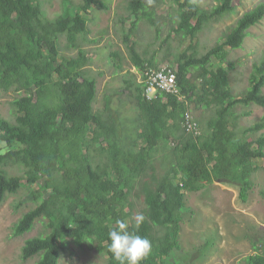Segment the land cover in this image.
I'll return each mask as SVG.
<instances>
[{
  "label": "trees",
  "instance_id": "obj_1",
  "mask_svg": "<svg viewBox=\"0 0 264 264\" xmlns=\"http://www.w3.org/2000/svg\"><path fill=\"white\" fill-rule=\"evenodd\" d=\"M64 1V9L51 15L41 0H0V91L19 93L12 102L15 120L0 113V140L10 148L0 153V205L27 184L39 187L35 205L13 227L18 236L44 225V232L23 246L25 261L37 257L36 264H62L66 250L75 256L77 247L90 242L109 256V264H118L108 250V233L123 221L129 231L151 241L141 264H172L170 258L181 249L187 192L216 181L231 183L240 186L246 201L258 170L252 160L264 158V116L246 128L251 139L243 140L235 128L238 114L250 115L253 105L264 107V54L253 62L249 86L239 93H234L233 73L241 61L231 59L232 50L244 47L250 28L264 19V0L203 52L201 38L213 23L236 13V0H216L212 7L174 0L177 15L168 37L174 32L179 43L190 40L168 64L180 92L159 91L151 99L145 69L159 66L147 49L142 55L130 41L140 21L160 32L157 8L165 0H128L126 19H134L124 41L142 74L140 81L132 71L123 77L119 93L129 92L127 107L136 116L131 144L121 135L112 98L96 109L98 83L88 72L91 58L83 47L91 33L83 12L107 3ZM207 109L213 115L206 120ZM187 114L199 123L200 134L188 131ZM18 144L22 147L13 149ZM162 147H169V168L143 180L146 207L137 227L132 196ZM246 262L264 264V249Z\"/></svg>",
  "mask_w": 264,
  "mask_h": 264
},
{
  "label": "rangeland",
  "instance_id": "obj_2",
  "mask_svg": "<svg viewBox=\"0 0 264 264\" xmlns=\"http://www.w3.org/2000/svg\"><path fill=\"white\" fill-rule=\"evenodd\" d=\"M41 1L43 9L51 15L64 9V0ZM196 1L204 7H212L216 3V0ZM260 1L262 0H236V13L213 23L201 38L202 52L221 38L246 10ZM105 2L106 7L95 6L90 12H83L91 30L87 40L83 41V47L89 50L91 58L88 72L96 77L98 83L96 109L104 108L106 98H112L114 108L119 111L115 116L122 126L121 135L131 144L136 139V116L132 107H127L130 103L129 92L123 91L122 95L119 93L124 87L123 77H127L131 71L137 74L139 81L142 80V74L133 65L129 48L124 41V33L131 26L134 17L126 19L128 0ZM176 8L174 0H165L157 8V14L162 15L159 19L160 32L157 33L147 22L140 21L138 35L133 36L130 41L142 55V49H147L150 52L148 58L154 56L158 66L171 65L176 55L190 43V40L179 43L174 32L170 39L168 37L176 19ZM166 22L169 25L164 24ZM250 33L244 47L231 52L232 60L241 61V66L233 73L234 93L249 86L253 62L261 59L264 54V19L252 26ZM167 39L169 42H166ZM60 41V46L65 48L66 37H61ZM70 53L74 54L76 50L73 49ZM115 53L119 56H115ZM116 64L122 68L118 70ZM18 96L19 93L14 89L0 91V113L10 120H15L12 102ZM248 110L251 111L250 115L238 114L235 126L243 140L251 139V133L246 132V128L264 116L262 106L253 105ZM212 115L211 109L203 112L205 119ZM170 144L173 146L172 142ZM21 147L18 144L13 149ZM9 149L0 140V153ZM168 149L169 147H162L159 150L153 163L154 168L150 166L142 181L137 183L132 196L134 217L143 214L146 207L143 180L151 179L152 174L160 177L169 168L166 163ZM252 162L258 170L253 175V188L246 201L241 198L240 186L231 183L216 181L206 184L203 189L187 192V208L181 223V249L176 250L170 258L172 264H247L248 256L256 254L258 249H264V158L253 159ZM38 193L37 185L27 184L17 193L9 194L0 205V264H36L37 257L23 260L22 249L28 239L44 232V225L38 223L31 231L18 236L14 235L13 227L35 205ZM76 253L72 256L66 250L62 264H109V256L98 252L90 242L77 247Z\"/></svg>",
  "mask_w": 264,
  "mask_h": 264
},
{
  "label": "clouds",
  "instance_id": "obj_3",
  "mask_svg": "<svg viewBox=\"0 0 264 264\" xmlns=\"http://www.w3.org/2000/svg\"><path fill=\"white\" fill-rule=\"evenodd\" d=\"M151 4L152 0H148ZM137 227L144 220L142 214L134 217ZM117 227L110 230L108 250L118 264H141V261L150 253L151 241L137 232L129 231L125 222L117 221Z\"/></svg>",
  "mask_w": 264,
  "mask_h": 264
},
{
  "label": "built area",
  "instance_id": "obj_4",
  "mask_svg": "<svg viewBox=\"0 0 264 264\" xmlns=\"http://www.w3.org/2000/svg\"><path fill=\"white\" fill-rule=\"evenodd\" d=\"M145 82L147 84L146 94L151 99L157 92L164 91L166 93H179L180 87L176 81V74L169 68L168 64H163L157 68L147 67L145 69ZM185 126L188 131L200 134L198 124L187 114Z\"/></svg>",
  "mask_w": 264,
  "mask_h": 264
}]
</instances>
